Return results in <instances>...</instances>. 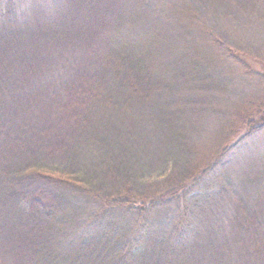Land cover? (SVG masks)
<instances>
[{"label": "trees", "instance_id": "trees-1", "mask_svg": "<svg viewBox=\"0 0 264 264\" xmlns=\"http://www.w3.org/2000/svg\"><path fill=\"white\" fill-rule=\"evenodd\" d=\"M114 2L73 0L68 25L0 0V264H264V167L225 166L264 132V0ZM168 3L206 51L174 68L94 21ZM237 86L253 96L227 111Z\"/></svg>", "mask_w": 264, "mask_h": 264}, {"label": "rangeland", "instance_id": "rangeland-1", "mask_svg": "<svg viewBox=\"0 0 264 264\" xmlns=\"http://www.w3.org/2000/svg\"><path fill=\"white\" fill-rule=\"evenodd\" d=\"M17 1L20 8L19 16L24 17L29 22L58 24V22H61L63 19L68 25H75V23L79 22V17L76 16L75 19L72 18L73 11L70 4L73 0ZM112 3H115L114 0H108V4ZM111 7L113 8V6ZM157 11L161 12L157 13L156 16L140 20L138 26L128 25L130 17L124 15L117 25L118 29H121L119 31L112 29V27L116 26V24H113L114 21L113 23H109L111 20L102 21L99 17H95L94 21L102 24L101 29L105 32V37L108 40L111 39L109 41L125 43L130 40H136L142 42L136 43L138 46L143 45L144 48L150 46V53L148 55L150 58L154 57L158 62V66L161 68H165L168 64L170 66L172 64L171 67L174 68L173 63L175 59L173 56L179 55L180 53V56H182L181 58L186 59L187 56H191L187 48L191 51L194 45L201 46L200 48L203 50L202 53H206L203 44H200L201 42L199 43L196 35L203 34L201 22L195 20L194 12L189 7L168 3L157 8ZM207 54L209 55L208 52ZM205 63L206 62L202 64L207 65V63ZM217 64L218 65L215 67H211V71H214L213 68H225L220 60H217ZM175 69L180 71V74H183L182 69ZM251 96H253V92L250 87L237 86L235 92L228 96L230 104L222 100L220 104L228 111L230 105L247 101ZM217 108L221 107L213 104L211 101H207L206 110L197 114L200 120L199 122H201V124L203 123V125L205 124L204 131H207L209 127L215 123L217 117L212 113L218 111ZM230 120V118L224 119L226 123ZM214 137V139H217L219 137L218 133H214ZM211 148L212 147H209V149ZM225 166L235 172L246 171L255 167H264V132L235 150L234 153L227 158Z\"/></svg>", "mask_w": 264, "mask_h": 264}]
</instances>
